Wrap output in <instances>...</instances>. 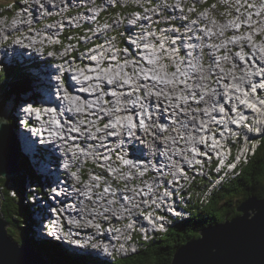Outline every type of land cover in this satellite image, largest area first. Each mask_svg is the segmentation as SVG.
<instances>
[{"label": "clouds", "instance_id": "9594fccd", "mask_svg": "<svg viewBox=\"0 0 264 264\" xmlns=\"http://www.w3.org/2000/svg\"><path fill=\"white\" fill-rule=\"evenodd\" d=\"M15 53L32 76L33 61L46 74L0 121L15 120L56 162L47 183L25 184L23 201L7 188L19 216L21 203L44 209L37 239L98 264H117L184 221L212 223L214 194L241 183L264 147V0H0V85ZM245 190L236 210L264 202V185ZM4 203L0 195V222L18 248Z\"/></svg>", "mask_w": 264, "mask_h": 264}, {"label": "water", "instance_id": "95a60500", "mask_svg": "<svg viewBox=\"0 0 264 264\" xmlns=\"http://www.w3.org/2000/svg\"><path fill=\"white\" fill-rule=\"evenodd\" d=\"M9 108L0 117L7 115ZM14 143L10 127H3L0 121V174L6 173L8 178L20 174ZM249 209L256 211L251 220ZM236 211L242 215L239 213L231 222L203 228L202 239L189 240L180 247L174 264H264V202L250 199ZM3 224L0 222V264H92L85 257L62 254L35 238L29 245L17 248L5 236Z\"/></svg>", "mask_w": 264, "mask_h": 264}, {"label": "trees", "instance_id": "16d2710c", "mask_svg": "<svg viewBox=\"0 0 264 264\" xmlns=\"http://www.w3.org/2000/svg\"><path fill=\"white\" fill-rule=\"evenodd\" d=\"M5 68V71H8L10 77L5 81L3 85H0V113L12 98H14L15 101H18L20 99V94L23 91L29 90V92H31V75L29 72H27L26 69H23L21 67H18L19 69H15L14 66ZM11 126H16L15 120H13ZM19 153L21 154L18 157V169L20 170V174L8 178V183L6 186L3 181H0V193L5 201L2 214L6 225L9 226V228H7V232L9 231V234L13 233V229L10 227L12 223L16 224L19 231H26V234L27 229L30 230L31 236L27 235V238H25V234L23 233V238L25 239H23V243H21L20 245L26 246L29 245L28 242H32L35 236L33 234H35L34 226H36V222L33 217V219L31 218L32 215H30L32 209L29 210L28 205L24 206L23 203H21V216H19L15 198L12 196L11 191L7 187L16 188L17 194L20 196L21 201H23L25 184L31 183V181L33 180L38 181V177L37 179H28V177L34 176V172L30 169L31 164L30 166H28L26 158L22 155L21 151ZM263 164L264 147L258 150L254 161L249 165L245 174L239 177L241 183L233 182L231 191H222L219 193H215L212 203L205 208V211H207L210 215H214L221 222L223 221L225 213H230L232 216L238 215L237 213H235V197L237 195L246 197L249 193L245 190V187H251L254 181L258 184V179L262 177L261 175L264 173ZM261 185H264V183ZM259 194L264 195V190H262ZM215 217L208 218L211 219L212 223L207 224V226L217 224ZM23 221L26 227L19 228V225H22ZM190 223L191 228H187ZM203 225H205V219L203 218L197 219L193 222L184 221L180 224H177L176 227L180 231L170 229L168 235L159 238L158 243H154L147 248H144V250H142L141 252L130 256L125 260L118 261L117 264H143V261L146 257H150L154 264H161V262L162 264H170L171 256L175 252L176 244L179 243L183 245L187 242L188 238H199V233L196 232V230L199 229V231H201L206 227ZM50 246L58 252H61L62 254L76 256V254L69 252L67 249H63L58 244L54 243ZM161 249H164L165 251H161ZM89 258L90 259L88 260L91 261L92 264H98V262L92 259V257L89 256Z\"/></svg>", "mask_w": 264, "mask_h": 264}, {"label": "bare ground", "instance_id": "6f19581e", "mask_svg": "<svg viewBox=\"0 0 264 264\" xmlns=\"http://www.w3.org/2000/svg\"><path fill=\"white\" fill-rule=\"evenodd\" d=\"M16 57H20V58L23 59L22 53H17ZM37 73H39V75L46 74L44 72L43 68H38L37 69ZM30 81H32L35 84V86H37L38 83L39 84L41 83V82H39V76L38 75H37V81H34L32 76L30 77ZM11 108H12V104H11L10 108L8 109V114L7 115H9V112L11 111ZM19 135L20 134L17 132V129H15L14 140H15V145H16L17 151L19 153L21 151L20 150L21 147L26 146V148L28 150V153H31L33 155V163H34L33 167L36 168L39 165V171H40V175H41V176H39V175L37 176L38 179H40V181H37V182H38L39 185L42 186L43 183H47L48 182V177H49L48 168H49V165L54 164L56 162V158H55L54 154L52 152H50L49 150L44 151V147L34 151L31 142H30V145L27 142L28 139H27L26 134H22L23 135L22 137H20ZM37 203H39V202H37ZM31 209H32V207H31ZM43 214H44V209H40L38 214L37 213H33L31 211V215H32V217L34 218V220L36 222V226H34L35 235L37 234L38 227H39L38 223H40V218L43 216ZM47 242L51 243V241H49V240H47Z\"/></svg>", "mask_w": 264, "mask_h": 264}, {"label": "rangeland", "instance_id": "374dc122", "mask_svg": "<svg viewBox=\"0 0 264 264\" xmlns=\"http://www.w3.org/2000/svg\"><path fill=\"white\" fill-rule=\"evenodd\" d=\"M33 62H34V61H33ZM14 68H15V69H19L18 66H14ZM5 70H6V68H5ZM6 73H7V79H8V78L10 77V75H9L8 71H6ZM37 74H38V76H40L39 73H37ZM33 80H34V81H37V77H34V76H33ZM30 84H31V88H32L31 91H32V90H34V88H33V87H34V83H33L32 81H30ZM38 84H39V83H38ZM9 106H11V102H9V103L6 105V107H9ZM9 115H10V113H9ZM19 134H20V135H19L20 137L23 136V135H22L23 133H19ZM12 135H13V138H14V136H15V131H14V134L12 133ZM14 141H15V140H14ZM27 142H28V144L30 145V141L28 140ZM21 153H22V152H21ZM31 165L33 166L34 163H32ZM0 195H1V193H0ZM10 227L13 229V230H12L13 233H12V234L10 233V235H12V236L17 240V242H19V233H18V231H17V226H16V224H15V223H12ZM7 228H9L8 225L6 226V229H7ZM19 232H20V237H21V243H23V239L27 238V235H28V236H31V234H30L31 232H30V230H28V229H27V234H26V231H22V232L19 231ZM8 233H9V231H8ZM23 233L25 234V238H23ZM32 234H33V233H32ZM33 235H35V234H33ZM35 236H37V235H35ZM35 238H37V237H35ZM37 240H38L40 243L42 242V243H44V244L49 245V242H47V240H44V239H37ZM76 256H83V257H85L86 259H90L89 256H88V254H85V255H76Z\"/></svg>", "mask_w": 264, "mask_h": 264}, {"label": "flooded vegetation", "instance_id": "af4514ba", "mask_svg": "<svg viewBox=\"0 0 264 264\" xmlns=\"http://www.w3.org/2000/svg\"><path fill=\"white\" fill-rule=\"evenodd\" d=\"M261 176H262V177H260V178L258 179V184H263V183H264V173H263ZM235 213L239 214L238 212H235Z\"/></svg>", "mask_w": 264, "mask_h": 264}]
</instances>
